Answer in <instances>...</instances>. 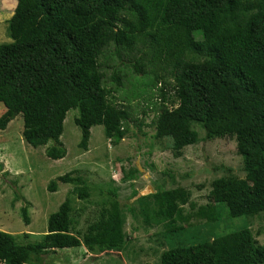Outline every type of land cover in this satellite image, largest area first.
I'll return each mask as SVG.
<instances>
[{
	"label": "trees",
	"instance_id": "1",
	"mask_svg": "<svg viewBox=\"0 0 264 264\" xmlns=\"http://www.w3.org/2000/svg\"><path fill=\"white\" fill-rule=\"evenodd\" d=\"M11 43L0 45V131L22 117V139L45 148L48 159L65 158L60 142L67 112L77 110L79 148L86 151L90 130L101 126L119 144L136 122L130 108L113 95L134 77L137 97L149 94L142 116L152 113L156 139L172 141L175 157L204 140L232 139L244 176L215 180L208 196L210 222L264 213V0H16L7 21ZM113 86H109V84ZM143 123L141 120L140 124ZM230 171V170H228ZM139 173L137 168L127 175ZM72 185L47 220V232L20 246L0 231V264H38L42 255L79 248L119 251L125 243L124 207L114 200L82 242L73 234L72 196L91 191L74 172L49 182L47 191ZM140 197L146 225L173 226L188 196L157 187ZM137 192L133 193L136 196ZM22 221L29 225L25 207ZM181 229H177L179 231ZM169 233V231H168ZM250 229L189 248L163 251L161 264H264V245Z\"/></svg>",
	"mask_w": 264,
	"mask_h": 264
},
{
	"label": "rangeland",
	"instance_id": "2",
	"mask_svg": "<svg viewBox=\"0 0 264 264\" xmlns=\"http://www.w3.org/2000/svg\"><path fill=\"white\" fill-rule=\"evenodd\" d=\"M15 7L16 0H0V45L11 43L7 21ZM130 81H124V86L113 95L117 103L130 108L136 122L130 124L128 135L116 146L105 138L103 128L97 126L90 130L86 151L79 148L80 131L74 124L77 110L67 112L63 122L60 142L66 156L59 161L48 159L44 147L32 148L23 141L20 115L0 131V231L13 235L20 246L37 243L47 232L48 217L74 189L72 185H58L57 191L50 193L49 182L74 172V176L86 181L91 193L86 200L72 196L73 234L82 242L87 228L97 222L102 211L111 210L117 200L124 207L126 241L119 251L90 252L83 244L79 248L57 250L42 255L38 264H161L159 256L163 251L189 248L245 228L264 245V213L257 217L229 218L222 207L218 212L220 220L210 222L208 218L206 206L213 182L229 175L244 176L234 140L206 141L203 130L194 123L198 142L175 157L171 140L154 137L150 125L152 113L142 116V110L150 103L149 94L137 97L143 88L137 83L143 84L145 78L137 76ZM4 111L0 103V116ZM137 166L144 172L133 173V180H127ZM146 187L153 193L157 187L181 189L188 196L175 228L145 224L140 215L142 204L134 200L133 193ZM23 207L28 213V226L22 221Z\"/></svg>",
	"mask_w": 264,
	"mask_h": 264
},
{
	"label": "water",
	"instance_id": "3",
	"mask_svg": "<svg viewBox=\"0 0 264 264\" xmlns=\"http://www.w3.org/2000/svg\"><path fill=\"white\" fill-rule=\"evenodd\" d=\"M137 169H138V171H140V172H144L141 168H139L138 166H137ZM149 193H153V190L150 188V187H146V189L145 190H142V191H140V192H138L137 194H136V196L134 197V200H137V199H139L140 197H143V196H147Z\"/></svg>",
	"mask_w": 264,
	"mask_h": 264
}]
</instances>
